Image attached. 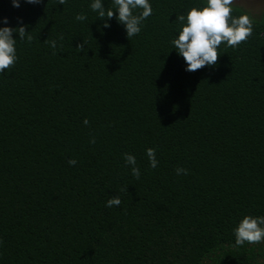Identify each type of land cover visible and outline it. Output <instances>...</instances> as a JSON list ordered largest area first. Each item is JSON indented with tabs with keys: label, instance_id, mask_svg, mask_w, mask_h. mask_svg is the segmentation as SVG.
<instances>
[{
	"label": "trees",
	"instance_id": "1",
	"mask_svg": "<svg viewBox=\"0 0 264 264\" xmlns=\"http://www.w3.org/2000/svg\"><path fill=\"white\" fill-rule=\"evenodd\" d=\"M90 3L0 0L32 38L13 33L0 73V264H257L264 242L236 247L232 229L264 216V11L232 4L252 35L187 72L175 18L203 0H149L130 38Z\"/></svg>",
	"mask_w": 264,
	"mask_h": 264
},
{
	"label": "clouds",
	"instance_id": "2",
	"mask_svg": "<svg viewBox=\"0 0 264 264\" xmlns=\"http://www.w3.org/2000/svg\"><path fill=\"white\" fill-rule=\"evenodd\" d=\"M21 2L37 5L41 0H10L13 8H19ZM58 5H63L66 0H56ZM112 8L105 9L102 0H91L89 5L91 11L104 22L102 28L110 27L108 23L114 16L125 30L127 38L133 37L141 31L142 22L152 15V7L149 0H111ZM233 0H203L202 7H192L186 13L176 15V22L180 30L174 39L171 40L172 49L185 62L184 70L194 72L202 67L214 66L218 58V48L223 43L226 47H237L252 35L253 22L249 15L242 14L239 17L231 16ZM139 9L138 14L134 10ZM77 21L86 20L84 14H77ZM19 27H9L8 18L0 17V73H4L17 60L16 39H13L15 32L19 39L31 41V36H26L22 20L17 18ZM49 46L56 47L55 41H50ZM79 46V45H77ZM83 123L86 125L87 120ZM148 165L151 168L157 167L156 150L145 149ZM126 165L130 166L134 177L139 178L140 169L136 166V159L132 154H123ZM70 165L75 160H69ZM183 169H176L179 175ZM121 203L118 196L110 197L106 207L119 206ZM234 246L241 247L245 243L259 244L264 242V216L245 215L232 229ZM257 264H264V258L257 261Z\"/></svg>",
	"mask_w": 264,
	"mask_h": 264
},
{
	"label": "rangeland",
	"instance_id": "3",
	"mask_svg": "<svg viewBox=\"0 0 264 264\" xmlns=\"http://www.w3.org/2000/svg\"><path fill=\"white\" fill-rule=\"evenodd\" d=\"M248 2L250 4L244 3ZM233 0V4L242 7L244 10L251 13H259L264 10V0Z\"/></svg>",
	"mask_w": 264,
	"mask_h": 264
},
{
	"label": "flooded vegetation",
	"instance_id": "4",
	"mask_svg": "<svg viewBox=\"0 0 264 264\" xmlns=\"http://www.w3.org/2000/svg\"><path fill=\"white\" fill-rule=\"evenodd\" d=\"M243 1V0H242ZM244 3H246V4H250V3H248V2H245V1H243ZM264 11V10H263ZM263 11H261V12H259V13H262Z\"/></svg>",
	"mask_w": 264,
	"mask_h": 264
}]
</instances>
